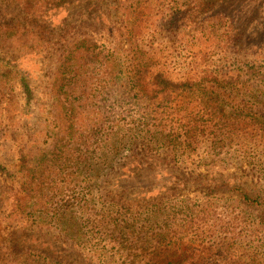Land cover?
I'll return each mask as SVG.
<instances>
[{
	"label": "rangeland",
	"instance_id": "374dc122",
	"mask_svg": "<svg viewBox=\"0 0 264 264\" xmlns=\"http://www.w3.org/2000/svg\"><path fill=\"white\" fill-rule=\"evenodd\" d=\"M112 3L113 0H102L99 7L112 23L101 22V9L94 7L96 0H66L54 8L41 3L45 18H37L42 27L33 41L31 36L10 37L4 33L17 9L11 0H0V264L173 261L178 258L174 246L169 245L168 258L158 249L151 253L156 239L162 237L151 229L173 232L184 224L183 217L189 226L187 234L180 237V248L185 246L187 251L184 264H264V140L256 135L264 134V120L255 126L236 125L239 137L231 142L218 139L212 148L211 142L205 140L190 148L177 143L173 147L159 146L140 137L160 129L144 125V121L137 125L135 120L150 108L164 110L165 102L148 106L133 92L117 86L119 80L113 77L122 67L112 65L119 62L112 60L115 44L111 36L112 30H120L116 28L125 14L130 17L135 10L130 21L136 19L141 26L119 45L124 59L136 38L144 40L139 44L143 50H150L149 32L172 15L168 30L175 29L172 24L179 28L171 33L164 30L154 39L163 43L156 44L154 58L168 64L166 69L174 82H179L180 68L193 57L192 71L202 74L207 69L214 76L222 71L256 87L248 91L250 88L238 85V92L232 95L243 98L248 115L257 111L263 117L264 0H119L118 15L110 16ZM25 14L16 17L24 22ZM35 16L36 13L29 17V22ZM73 33L81 37L91 34L93 39L89 49L75 47L69 57L76 61L80 72L84 71L80 75L68 71L73 66L70 61L64 64L67 68L59 67ZM157 67L154 65V70ZM74 77H78L77 82L87 83L113 78L106 98L101 97L103 91L96 90L86 103H81L84 97L80 103L74 102L80 104L76 109L80 111H76L80 133L85 134L84 127L92 124L98 129L96 136L89 139L94 141L96 137L98 141L91 148L79 142L74 148L71 139L64 137L63 125L59 129L50 119L52 102L56 100L52 93H57L51 92L53 82L66 78L71 83ZM218 91L223 89L219 87ZM64 92L65 87H61L58 99L67 97ZM173 98L175 105L183 102L181 95L174 93ZM186 101L187 110L199 109L192 99ZM175 105L172 110L179 109ZM111 130L114 139L108 145L105 140ZM29 140L37 143L26 148ZM35 146L41 148L43 163L56 152L58 167L53 174L40 168L45 189L42 187L40 193L33 192L27 199V193L19 187L25 173L18 174L17 170L22 161L30 158L29 151ZM74 160L80 161L78 167ZM64 162L68 163L65 170ZM189 176L194 177L189 178L192 184L181 183ZM206 183L213 188L211 191L204 186ZM239 186L249 200L241 198ZM55 190L57 194L46 201ZM23 203L28 204L30 213H23L20 220L11 212L13 208L19 211ZM50 208L68 211L75 217L79 223L75 235L73 217L65 216L66 223L59 224L48 213ZM148 214L153 216L149 218Z\"/></svg>",
	"mask_w": 264,
	"mask_h": 264
},
{
	"label": "trees",
	"instance_id": "16d2710c",
	"mask_svg": "<svg viewBox=\"0 0 264 264\" xmlns=\"http://www.w3.org/2000/svg\"><path fill=\"white\" fill-rule=\"evenodd\" d=\"M12 3L15 4V8L17 9V13L15 16H13L7 23H10V28L6 29L4 32L6 35L12 37L13 35H25L27 37L31 36V38L35 39L36 34L38 35L39 30L41 29V24H37V18L42 16L45 18V11H43L41 6L43 4L49 5L50 7L54 8L58 2L66 1V0H11ZM102 1V0H101ZM101 1L96 0L95 8H99L101 6ZM119 0H113L112 8L113 12L110 9L109 12L110 16L118 15V11L120 9L119 6ZM98 13L101 15V22L106 23H112L114 21L110 20V17H108L104 10L102 8ZM98 9V10H99ZM26 13V14H25ZM36 13V16L33 17L32 22H29V17L33 16V14ZM131 13H137L135 10L131 11ZM129 13L130 17H134L133 14ZM25 14V20L27 21H21L16 16L22 17ZM174 16V15H173ZM88 17H92L91 14H88ZM130 17L125 14L123 20L120 21V25L116 29L119 32H117L115 29L111 31V36L113 38L115 46L113 47L115 49V52L113 53V62H119L117 64H112L113 67H122L121 70H116L113 78H116L119 80L118 85L119 87L123 86V88L128 89L129 92H133L134 95H136L141 100L146 101L149 105H152V107L155 104H161V102H165L164 110L158 111V110H151L148 109L145 112H140L141 115L137 118V125L139 123H142L144 121V125L150 124L152 128L155 125V128L159 126L160 130H155L152 135L149 136H140L147 140H150L151 142L158 144L159 146L170 144L169 146L173 147L174 143H177L182 146L187 147H194L197 144L202 143V140L210 141V148H212L218 139L221 141L231 142L234 138L239 137L236 134L237 127L236 125H248L253 123V126H255L257 123H259V120H264V112L263 117H259L261 114L254 112L252 116L248 115L249 109L246 108V105H242V99L235 98L234 95L238 92L236 87L238 85H242L244 88H250L248 91L255 90L256 87H252V84H248L246 80L239 81V78H235L233 75H228L222 71L218 72L217 74L212 75L211 72H208L207 69H203L202 74L199 71H192L195 69L193 66L194 58L191 57V62L188 61L185 66L186 68H180L181 75L178 78L179 82H174V76H172L171 72H169L168 69H166V65H168L165 62H161L159 59H155V55L157 54V47L156 44H163L162 42L158 41L155 42L154 39L157 40L160 33L164 30H168L169 25L173 23L171 20L172 15H170L168 18H164L161 24H159V28H154L153 31L149 32V43L147 45L150 47L146 50H143L140 44V41L136 38L135 41H131V47L128 48V54L126 53V50H123L126 54L124 55V59H121L122 56L119 52L123 53L122 50H120L119 45L121 42L127 38L129 40V34L130 33H136L138 28L141 26V22L133 19L130 21ZM93 18V17H92ZM91 18V19H92ZM98 20V19H97ZM32 23V24H31ZM34 24H37V26H33ZM169 23V24H168ZM175 29H178L175 24H172ZM42 27V26H41ZM172 27V26H171ZM172 30L170 33L175 30L173 28H170ZM160 31V32H159ZM148 34V33H147ZM74 37L73 40H70L68 44L63 49V52L65 51L67 55L62 54L61 57L62 60L59 62V67L62 69L67 68L64 66L66 62L73 63V66L68 67L70 70L69 72H73V75H80V68H78L76 61L73 59L70 60V56L73 53V49L75 47H83L84 50L89 49V47L93 44V39H91V34H87V36H80L79 34L73 33ZM47 40H50L47 38ZM144 41V40H142ZM70 48V50H68ZM152 55L150 54V52ZM62 52V53H63ZM116 54H119L120 57H117ZM104 57V56H103ZM72 58V57H71ZM154 59V60H153ZM112 62V63H113ZM69 64L68 66H70ZM154 65H158L157 70L153 68ZM92 69H95V67L92 66ZM175 71V70H174ZM80 72V73H79ZM90 71H88L89 73ZM87 73V74H88ZM175 73L178 74L177 71ZM220 73V74H219ZM86 74V75H87ZM98 75V74H93ZM113 78L106 79L105 77L103 80L100 78L93 80V83H87L86 81H78L77 78H73L74 82H67L65 80L66 78H63V80H55L51 87V92L55 91L57 93H52V97L56 100L52 102V112L50 114V119H52V122L54 123L55 127L61 128L60 125H63L65 130V136L71 139L70 142H72L74 145L73 147H76V143L79 142V144H84L87 146L86 148H91L94 143H98L97 138L95 137L94 141H90L91 137L96 136V132L98 129L96 128L95 124H92L90 126H85V134L80 133L79 130H82L81 125H77L78 123V114L76 109L79 108L80 105V99L82 97L83 101L81 103L87 102V97L90 95L92 91H96L98 93H101L102 98H106V96L110 95L111 91V82H113ZM88 79V77H87ZM65 80V81H64ZM69 80V79H68ZM96 81V83H95ZM83 82V83H82ZM96 85V86H95ZM209 85V87H207ZM61 87H65V94H67V97H63L62 99H58L59 92L61 91ZM221 87L223 91H218V88ZM243 89V88H242ZM179 92V93H177ZM178 94L183 97V102L181 101L180 106L175 105V101L173 98V94ZM246 95V94H242ZM91 96H94L93 92L91 93ZM223 96V97H222ZM224 97L227 99L225 100ZM173 98V99H171ZM187 98H190L193 100V103H195L199 107V109L193 108L190 110H187V107L185 105L188 101H186ZM160 99H163V101H159ZM76 100H79V103H74ZM235 100H238L236 103ZM231 101H233V104H231ZM169 103V105H168ZM257 104V102H256ZM175 105L179 107V109L172 110L171 106ZM100 104H97L96 107H99ZM252 110V109H251ZM250 110V111H251ZM77 111V112H76ZM264 111V109H263ZM149 113V114H148ZM258 118H255V117ZM144 117V120H143ZM145 118L148 119L145 121ZM263 118V119H262ZM152 120L154 123L158 122L157 124H154L152 122H149ZM57 123H55V122ZM49 127V126H48ZM261 127V126H260ZM258 127V129L260 128ZM50 128V127H49ZM143 130V128L141 129ZM147 131H150L148 129ZM88 134V135H87ZM259 137V140H264V134H256ZM107 138L105 141H107L108 145L111 144V141L114 139V133L112 130L108 132ZM255 136V135H253ZM263 137V138H262ZM69 142V143H70ZM36 144L37 140H29L25 147L29 144ZM149 142H146V145L149 146ZM264 145V142H263ZM151 147V145H150ZM186 147V148H187ZM30 149V158L28 160L22 161V163L19 166V169L17 170L18 174H20L22 171H24L25 174L21 175V182L19 184V187L22 188L23 191H25L27 194H25V198L29 197L33 192H41V189L44 188V183L40 179L44 177L43 172L40 168L44 167V170H48L50 174L55 173V169L58 167L56 164L57 159V153L54 152V156L48 160L46 163H43L45 160V157L40 156V150L39 146L31 147ZM29 149V148H28ZM23 150V149H21ZM20 150V151H21ZM82 151V150H80ZM75 153V152H74ZM73 154V153H72ZM78 159H82L81 155L78 154ZM75 165L78 167L80 161L74 160ZM62 165H64V170L66 166L68 165L67 162H64ZM43 170V169H42ZM189 178L194 177H187V179L183 183L185 184H192L193 182L189 181ZM53 180V179H51ZM50 180V182H51ZM41 181V183H39ZM211 182V181H210ZM209 182V183H210ZM206 183L204 186H207V190L211 191L210 184ZM50 184V183H48ZM43 187V188H42ZM45 189V188H44ZM169 192V189L166 188ZM52 191V190H51ZM50 191V192H51ZM239 193H241V198L249 200L250 197L247 195L244 188L239 186L238 190ZM58 191L55 190V193L49 194L50 196L47 198L46 201H48L51 197L55 196ZM33 195V194H32ZM31 195V196H32ZM30 196V197H31ZM15 200L19 201L20 198L15 196ZM28 199V198H27ZM117 205V204H115ZM28 204H21V207L19 208V211L16 208H13L11 215L14 217L18 214L20 220L21 216L23 217V213H26L24 215H28L30 211L27 212ZM22 210V212H20ZM149 210V209H148ZM147 210V211H148ZM48 213L50 214L53 221L59 223V224H65L66 221L63 220L64 217L68 216V218L73 217L74 221V227L76 230L74 231V235L77 232V229H79V223L76 222L75 217L72 216L71 213L68 211H62L58 208H50L48 210ZM140 212L139 214H141ZM153 215L148 214L147 217L151 218ZM183 217V216H182ZM135 217H132L131 220H134ZM183 220H185L184 224L180 227H176L174 231H165L163 229H157L152 228L151 230H154V234L162 235V237L158 240L156 239L155 242H157L155 248H153V253L158 249L159 252H164L165 258L167 255V250L169 245L176 247V249H173V252L178 255V258L176 260H169L166 262H163L164 260L155 261L154 264H184L185 254L187 253L185 246H182L180 248L181 239L180 237L184 234H187L188 231V225L186 224V217H183ZM114 222H117V220H114ZM151 222V221H147ZM26 226H24L25 229L28 228L27 221H25ZM146 223V222H145ZM144 223V224H145ZM148 225V223H146ZM23 228V230H24ZM32 231V230H31ZM23 232V231H22ZM211 231H208V233ZM14 235V233H13ZM31 237V235H29ZM211 237V236H208ZM14 237H12L13 240ZM150 238V237H148ZM73 239V237H72ZM166 241V242H164ZM12 248V246H11ZM222 251V250H221ZM160 254V253H159ZM1 260V257H0ZM145 264H149L148 262H145Z\"/></svg>",
	"mask_w": 264,
	"mask_h": 264
}]
</instances>
